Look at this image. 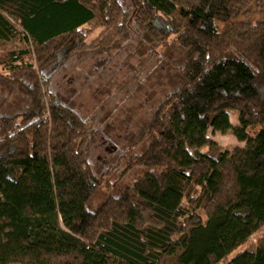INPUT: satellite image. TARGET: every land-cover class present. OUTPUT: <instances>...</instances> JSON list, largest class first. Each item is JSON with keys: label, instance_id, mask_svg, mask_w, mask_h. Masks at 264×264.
I'll list each match as a JSON object with an SVG mask.
<instances>
[{"label": "trees", "instance_id": "obj_1", "mask_svg": "<svg viewBox=\"0 0 264 264\" xmlns=\"http://www.w3.org/2000/svg\"><path fill=\"white\" fill-rule=\"evenodd\" d=\"M128 3L0 0V42L32 46L0 54V264H264V244L241 249L264 228V0ZM131 25L182 64L109 184L45 71ZM208 132L244 146L229 153Z\"/></svg>", "mask_w": 264, "mask_h": 264}, {"label": "rangeland", "instance_id": "obj_2", "mask_svg": "<svg viewBox=\"0 0 264 264\" xmlns=\"http://www.w3.org/2000/svg\"><path fill=\"white\" fill-rule=\"evenodd\" d=\"M120 3L127 12L128 0ZM93 26L87 27L91 29L90 38L97 37L101 30ZM30 50V43L21 38L0 42L1 55ZM181 64L179 50L156 45L131 25L109 50L74 56L64 65H53L45 71L59 102L80 113L90 127L88 159L97 176L111 173L107 177L109 184H113L123 170L119 167L113 171L118 158L136 144L137 150L143 148L144 143H140L143 129L162 97L177 87ZM18 100L11 96L9 102L15 105ZM229 117L236 125L237 113L230 112ZM207 137L229 153L244 146L231 135L208 132ZM129 178L122 183L127 184ZM258 244H264V228L253 234L241 249L253 251Z\"/></svg>", "mask_w": 264, "mask_h": 264}]
</instances>
